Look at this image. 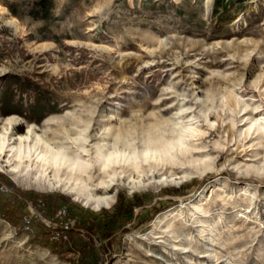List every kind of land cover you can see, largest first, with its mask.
<instances>
[{
	"label": "rangeland",
	"instance_id": "1",
	"mask_svg": "<svg viewBox=\"0 0 264 264\" xmlns=\"http://www.w3.org/2000/svg\"><path fill=\"white\" fill-rule=\"evenodd\" d=\"M38 1L0 0V96L6 76L33 77L59 113L35 123L0 109V136L74 157L85 148L95 170L115 146L158 149L164 165L147 164L149 177L118 170L117 186L96 194L112 206L95 210L38 187L31 172H9L8 152L0 192L10 193L7 179L62 195L76 216L123 202L131 218L105 239L79 228L66 205L46 216L40 199L28 200L23 230L0 216V264H78L82 250L98 264H264V0H52L48 20ZM95 170L88 192L111 180ZM33 220L58 251L31 243ZM62 232L67 240L55 238Z\"/></svg>",
	"mask_w": 264,
	"mask_h": 264
},
{
	"label": "bare ground",
	"instance_id": "2",
	"mask_svg": "<svg viewBox=\"0 0 264 264\" xmlns=\"http://www.w3.org/2000/svg\"><path fill=\"white\" fill-rule=\"evenodd\" d=\"M39 141H41V139H39ZM10 142V138L7 139L3 138L2 135L0 136V160L2 158L5 159L8 152H14L12 155L15 158V160H13L14 163H12V160H8V167H11L9 172L14 174L23 171H25V174L31 172L35 178L34 184L38 187L46 186L52 190L60 189L67 194L69 193L75 196L77 200L95 210L110 208L112 206L113 197L110 195L96 196V194L99 192L109 194L112 189L117 186L120 181L119 179L116 180V176L119 174L118 170L126 174L129 167H133L139 174L141 172L143 175L149 177L148 175L152 171H147L145 167L147 164L153 165L150 162L156 161L159 162V166L164 165L161 164L162 158L156 156L158 149L147 148L139 156L136 153L131 154L126 150H119L116 148L117 146H115L113 149H108L106 153L102 155L100 159L101 163L99 164L100 167L98 170L96 169V171L94 168L95 162L84 158L89 156V151L85 148L83 152L84 155H77L74 157L72 151L64 152L63 150L55 149L48 146L47 142L44 141H37L32 145V141H30L29 137L27 139L22 137L18 146L12 147L10 146ZM161 167L163 168V166ZM157 169H159V167ZM94 170L96 173H99L100 177L105 178L109 176L111 180L109 182L99 183L97 187H95V190L91 188L93 190L88 192L87 187H94V185L88 182L95 179ZM153 175L155 176V174ZM176 179L178 178H174L170 181Z\"/></svg>",
	"mask_w": 264,
	"mask_h": 264
},
{
	"label": "trees",
	"instance_id": "3",
	"mask_svg": "<svg viewBox=\"0 0 264 264\" xmlns=\"http://www.w3.org/2000/svg\"><path fill=\"white\" fill-rule=\"evenodd\" d=\"M37 5L44 14L42 19L48 20L51 15L52 0H40ZM1 88L3 92L0 96V109L5 114H18L32 122L40 123L51 114L59 113V104L53 94L54 92L44 87L40 81H37L33 77L8 75ZM15 92L29 94L32 100L27 104L22 101L16 103L14 101ZM4 180L6 181V186L10 189V193L0 192V216L19 230H23L24 228L23 217L27 213L26 201L37 202L40 199L46 216L53 214L59 207L68 205L67 198L62 195L46 197L45 195H37L30 191L22 192L15 187L12 181ZM123 206V202H120L112 212L102 210L98 215L83 210L77 216L73 207L67 206V208L70 216L75 219L76 225L79 228L87 230L95 229L97 232H100L103 238L110 239L115 232L116 223L120 220L123 222L125 219L131 218L128 212H122ZM32 228L33 232L30 233L32 244H41L47 248H51L53 252L58 251L61 244L50 241V233L41 223L33 220ZM77 262L78 264H98L96 256L84 250L81 251V258Z\"/></svg>",
	"mask_w": 264,
	"mask_h": 264
},
{
	"label": "built area",
	"instance_id": "4",
	"mask_svg": "<svg viewBox=\"0 0 264 264\" xmlns=\"http://www.w3.org/2000/svg\"><path fill=\"white\" fill-rule=\"evenodd\" d=\"M66 215H67L66 209H63V210L59 211V213H58V217L63 219L62 225H63V228H64L65 232H67L69 230V228H70L69 222H66V218H65ZM65 232H62L63 234H58L57 236H55V238L60 239L61 237L62 238L64 237V239L67 240L68 237L66 235H64Z\"/></svg>",
	"mask_w": 264,
	"mask_h": 264
}]
</instances>
